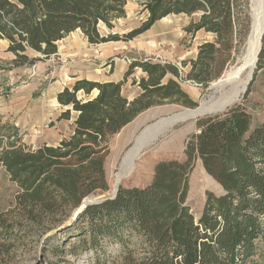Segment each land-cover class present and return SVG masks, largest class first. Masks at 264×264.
I'll use <instances>...</instances> for the list:
<instances>
[{
    "label": "trees",
    "instance_id": "trees-1",
    "mask_svg": "<svg viewBox=\"0 0 264 264\" xmlns=\"http://www.w3.org/2000/svg\"><path fill=\"white\" fill-rule=\"evenodd\" d=\"M134 1L147 13V20L123 36H102L100 24L112 29ZM249 1L0 0V40L8 41V52L15 55L9 63L0 61V70L31 67L50 59L58 53V43L77 31L92 45L130 42L171 15L192 18L185 29L189 36L201 31L215 36V41L199 46L195 59L183 62L188 72L170 63L132 59L119 83L80 80L66 87L57 96L64 109L58 121H70L74 114L76 119L73 134L57 146L34 149L22 144L15 131L0 135V167L18 188L20 213L14 221L0 215V256L35 227L58 226L64 227L59 232L70 233L77 245L94 253L95 264H247L261 251L264 123L250 131L251 117L242 105L199 121L201 132L188 141L184 163H159L149 186L121 187L116 198L87 207L73 223L65 224L86 198L109 191L105 163L113 137L151 108L198 106L181 82L207 89L222 76L240 7L246 12ZM29 51L40 56L30 57ZM263 62L264 38L260 67ZM137 69L146 77L133 82L141 93L130 101L123 86ZM198 158L224 192L207 193L196 220L187 200L189 177ZM110 245L121 248L115 258L108 255Z\"/></svg>",
    "mask_w": 264,
    "mask_h": 264
},
{
    "label": "rangeland",
    "instance_id": "rangeland-1",
    "mask_svg": "<svg viewBox=\"0 0 264 264\" xmlns=\"http://www.w3.org/2000/svg\"><path fill=\"white\" fill-rule=\"evenodd\" d=\"M146 20L147 13L143 12L141 5L136 1L129 2L126 6L125 18L115 20L112 29L100 24L99 31L104 37L116 34L123 36L139 28ZM191 21L192 18L185 15H171L156 23L148 32L133 41L112 42L107 51L102 50L104 47L97 48L98 50L93 52L94 56L100 58V60H96L97 65L102 66L105 63V66H111L109 74H106L107 77L119 81L124 80L125 74H114L115 63L124 66V62H126L130 65L128 60L132 61V59H152L154 62L170 63L178 66L183 72H188L189 67L183 68V62L197 57L200 44L215 41L214 35L204 31L195 36H189L185 29ZM251 26L250 0L246 12L243 11V6L242 9L240 7L233 47L230 52L225 54V58H229L228 62L222 76L214 82L220 81L226 72L240 65L239 62L245 53ZM58 46L61 50L71 51L72 56L56 60L51 63V66H45L44 63L39 62L36 66L0 70V135L6 136L15 131L22 139V144L36 149L44 145L57 146L61 140L67 139L73 134L74 118L70 121H58L64 111L57 101L56 93L60 87H58V81L64 80L66 77L64 68L69 65L71 58L78 57L74 55V52L80 47L89 49L91 47L80 31L60 41ZM28 55L30 57L40 56L32 51H29ZM2 62L8 63L6 60H2ZM139 72L140 69L135 70L134 74L125 82L123 86L125 97L132 98L140 92L139 87L133 85L134 81L138 82L141 79ZM113 74L114 76H112ZM181 87L197 104H201L212 94L207 91L208 88L203 89L189 81L181 82ZM238 105H242L251 117L250 131L264 123V62L261 67L259 64L257 65L254 80L248 92L230 109ZM184 109L194 108L171 104L151 108L110 140V152L105 163L109 191L98 196L110 197L114 189L121 187L130 189L149 186L153 182L155 168L159 163L169 161L184 163L187 160L185 149L190 138L200 134L199 121L224 114L205 116L176 125L170 131L171 134L167 133L154 145L145 149L146 151L144 150L134 161L133 170L125 173L116 185L124 156L134 146L137 136L160 119L180 113ZM73 116L75 117V114ZM12 128L14 129L11 130ZM158 142L160 143L158 144ZM189 185L187 205L195 219L198 220L202 215L207 193L222 195L224 191L206 172L200 158L196 160L195 167L190 174ZM17 191V186L10 181L5 170L0 167V215L13 221L20 218L16 203ZM77 210L72 212L65 223L66 226L75 221ZM62 228L64 227H35L30 235L25 236L8 253L0 256V264H95L94 253L77 245L78 240H72L70 233L59 232ZM71 240L72 242L69 243ZM260 247H262L261 251L249 259L247 264H264L263 241L260 242ZM120 250L119 245H110L108 255L115 258L120 254Z\"/></svg>",
    "mask_w": 264,
    "mask_h": 264
},
{
    "label": "bare ground",
    "instance_id": "bare-ground-1",
    "mask_svg": "<svg viewBox=\"0 0 264 264\" xmlns=\"http://www.w3.org/2000/svg\"><path fill=\"white\" fill-rule=\"evenodd\" d=\"M253 1L254 3L251 6L252 26L249 35V50L248 53L245 51L243 55V57H245V64L243 67H247V69L243 71V68H239L240 65L236 66L226 72L220 80V83H222L220 86H222L223 93L225 94V104H233L235 102L238 103L256 69L257 57L261 48V37L264 31V0ZM216 83L218 82H214V84ZM214 109L215 104L212 105L207 112L217 113V110ZM170 117L160 119L155 125L146 128L141 135L137 136L134 146L130 148L124 156L121 173L117 178L116 185L125 173L133 170L134 161H136L138 156L142 154L145 149L154 145L176 125L183 123L189 118L190 120H195L198 118V115L191 112H182V114H178L172 118ZM171 133L172 132H170V134ZM159 143L160 142H158V144Z\"/></svg>",
    "mask_w": 264,
    "mask_h": 264
},
{
    "label": "crops",
    "instance_id": "crops-1",
    "mask_svg": "<svg viewBox=\"0 0 264 264\" xmlns=\"http://www.w3.org/2000/svg\"><path fill=\"white\" fill-rule=\"evenodd\" d=\"M111 43L112 42L100 44V45H92V44L88 43L89 47H91L90 49L89 48H82V47L78 48L77 51L74 52V55L78 56V57L77 58H71V61L68 63L69 65H67V67L64 68V70H66V77L67 78L64 77V80L61 79L60 81H58V83H59L58 87L59 86L60 87L57 90V93H56L57 96L66 87H72L77 81H80V80H87L90 82H97V83H110V82L119 83V82H121L118 79L107 77L106 74L107 73L109 74L111 66H105V63H103L102 66H98L97 61L100 60V58H98V56L93 55V52L97 51L98 50L97 48H100V47H104V48H102V50L104 49V51H107V49ZM9 46H10V44L8 41L0 40V48H1L0 49V61L1 62H2V60H6L9 63L15 59V55L11 52H8ZM86 51H87V53H85ZM71 54H72V52L69 51L68 49L61 50V48H59V46H58V53L55 56H52L50 59L45 60V61L40 62V63H44L45 66H51V63L55 62L56 60L58 61L60 59H65L67 57H70V56H72ZM197 54H198V51H197ZM37 55H39V54H37ZM37 57H39V56H37ZM85 57H88V58L90 57V58L88 59ZM93 57H95V58H93ZM2 64H3V62H2ZM34 66H36V65H34ZM98 68H101V69H98ZM128 69H129V64H127L126 62H124V66H123V64L115 63L114 68H113L114 74H117V73L118 74H126ZM139 73H140L141 78L146 77V74L143 73L142 70H140ZM114 74L112 76H114ZM139 90H140V88H139ZM140 92H141V90H140ZM140 92H138L137 95H135L134 97L128 98V99L130 101H132L134 98H136L140 94ZM94 94L97 95V92H95ZM73 118L76 119V116L75 117L73 116Z\"/></svg>",
    "mask_w": 264,
    "mask_h": 264
},
{
    "label": "water",
    "instance_id": "water-1",
    "mask_svg": "<svg viewBox=\"0 0 264 264\" xmlns=\"http://www.w3.org/2000/svg\"><path fill=\"white\" fill-rule=\"evenodd\" d=\"M253 3H254V1L251 0V6H252ZM263 38H264V31H263L262 37H261V48H260V51H259L258 57H257L256 69H257V65H258V62H259V57H260V54H261L262 48H263ZM248 50H249V37H248V42H247V46H246V50H245L246 53H248ZM239 64H240L239 68H243V71L247 69V67H243L244 64H245V57L242 58V60L239 62ZM256 69H255V71H256ZM255 71H254L250 81L248 82V85H247V87H246V89L244 91V94L242 96H244L248 92V89H249L251 83L254 80ZM216 84H217V86H216ZM216 84L212 83L208 87L207 91L211 92L212 94L208 97L207 100L203 101L201 104H198V106L196 108H194V109H184L182 112H191V113L197 114L198 118L205 117V116H216V115H220V114H223V113L227 112V110L230 109L237 102H235L233 104H225V102H224L225 94L223 93L222 86H220V84H222V83H220V81H218V83H216ZM97 94H98V92H97ZM214 104H215V109L214 110H217L216 111L217 113H211V112L209 113V112H207V110L209 108H211V106L214 105ZM182 112L174 114L170 118H172L174 116H177L178 114H182ZM189 120H190V118L186 119L184 122L189 121ZM149 127H151V126H148L147 128H149ZM145 130H143L141 132V134ZM118 191H119V188L114 189V191H113V193H112V195L110 197L93 195V196H90V197L86 198L84 200L82 206L77 210V215H76L75 219L87 207L92 206V205H99V204H102L103 202L107 201L108 199L116 198V196L118 194Z\"/></svg>",
    "mask_w": 264,
    "mask_h": 264
},
{
    "label": "built area",
    "instance_id": "built-area-1",
    "mask_svg": "<svg viewBox=\"0 0 264 264\" xmlns=\"http://www.w3.org/2000/svg\"><path fill=\"white\" fill-rule=\"evenodd\" d=\"M129 63H131V60H128Z\"/></svg>",
    "mask_w": 264,
    "mask_h": 264
}]
</instances>
